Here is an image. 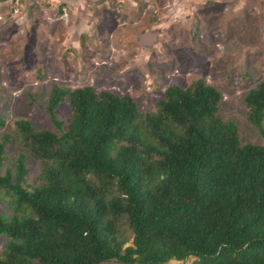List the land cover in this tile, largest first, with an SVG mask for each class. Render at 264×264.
Segmentation results:
<instances>
[{"label": "trees", "instance_id": "obj_1", "mask_svg": "<svg viewBox=\"0 0 264 264\" xmlns=\"http://www.w3.org/2000/svg\"><path fill=\"white\" fill-rule=\"evenodd\" d=\"M244 102L262 145L241 143L201 79L168 87L146 112L128 95L52 86L55 130L20 118L0 135L11 212L0 215V264H264L263 81Z\"/></svg>", "mask_w": 264, "mask_h": 264}, {"label": "rangeland", "instance_id": "obj_2", "mask_svg": "<svg viewBox=\"0 0 264 264\" xmlns=\"http://www.w3.org/2000/svg\"><path fill=\"white\" fill-rule=\"evenodd\" d=\"M13 3L0 0V135L20 118L55 130L45 111L54 85L128 95L146 112L168 87L201 79L220 92L218 115L236 123L241 143L262 145L244 100L264 82V0H19L15 14ZM145 31L156 37L149 48L138 40ZM56 114L69 118L67 101ZM17 154L10 145L9 162ZM28 165L37 177L38 162ZM10 214L0 193V215Z\"/></svg>", "mask_w": 264, "mask_h": 264}, {"label": "water", "instance_id": "obj_3", "mask_svg": "<svg viewBox=\"0 0 264 264\" xmlns=\"http://www.w3.org/2000/svg\"><path fill=\"white\" fill-rule=\"evenodd\" d=\"M138 40L144 45V47L149 48L155 43L156 37L150 32H145L138 36Z\"/></svg>", "mask_w": 264, "mask_h": 264}, {"label": "built area", "instance_id": "obj_4", "mask_svg": "<svg viewBox=\"0 0 264 264\" xmlns=\"http://www.w3.org/2000/svg\"><path fill=\"white\" fill-rule=\"evenodd\" d=\"M14 7L11 9L12 13L15 14L18 12L19 0H14ZM1 19V17H0Z\"/></svg>", "mask_w": 264, "mask_h": 264}, {"label": "crops", "instance_id": "obj_5", "mask_svg": "<svg viewBox=\"0 0 264 264\" xmlns=\"http://www.w3.org/2000/svg\"><path fill=\"white\" fill-rule=\"evenodd\" d=\"M64 1V3H65V5L66 6H68L67 4H68V2L70 3L71 2V4H72V2L74 1V0H63ZM80 1H82V0H80ZM94 1V0H93ZM64 5V6H65ZM70 5V4H69ZM89 23H87L86 25H88ZM86 32H88V31H86ZM146 32V31H145ZM145 32H143V33H145ZM142 34V33H141Z\"/></svg>", "mask_w": 264, "mask_h": 264}]
</instances>
